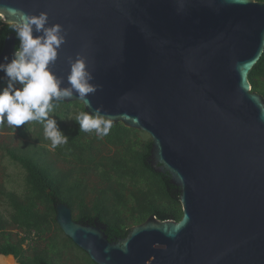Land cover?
I'll use <instances>...</instances> for the list:
<instances>
[{
	"label": "water",
	"instance_id": "water-1",
	"mask_svg": "<svg viewBox=\"0 0 264 264\" xmlns=\"http://www.w3.org/2000/svg\"><path fill=\"white\" fill-rule=\"evenodd\" d=\"M11 9L68 30L51 70L66 85L80 53L97 91L87 106L65 102L147 133L151 167L179 193V220L152 214L117 240L57 201L63 233L97 264H264V97L248 79L264 1L0 0L1 22L16 20ZM16 40L4 38L0 62Z\"/></svg>",
	"mask_w": 264,
	"mask_h": 264
},
{
	"label": "trees",
	"instance_id": "trees-1",
	"mask_svg": "<svg viewBox=\"0 0 264 264\" xmlns=\"http://www.w3.org/2000/svg\"><path fill=\"white\" fill-rule=\"evenodd\" d=\"M11 32L12 23L0 20V50ZM18 44L17 38L16 47ZM248 79L252 90L264 97V51ZM75 110L86 111L79 101L57 102L54 108V119L68 136L66 145L50 152L46 146L51 142L45 139L42 125L31 121L18 126V131L27 137L33 132L30 128H37L33 138L41 143L28 141L4 148L7 157L22 169L23 185L15 189L0 183V254H13L18 264H97L56 222L57 201L66 203L77 221L104 223L110 240L124 237L132 225L152 214L159 219L179 220L182 216L176 186L166 172H157L150 165L152 140L147 133L118 121L100 139L95 132L80 131L73 118L71 125L66 122ZM55 161L67 167L56 168ZM10 226L24 234L14 238L7 230Z\"/></svg>",
	"mask_w": 264,
	"mask_h": 264
},
{
	"label": "clouds",
	"instance_id": "clouds-1",
	"mask_svg": "<svg viewBox=\"0 0 264 264\" xmlns=\"http://www.w3.org/2000/svg\"><path fill=\"white\" fill-rule=\"evenodd\" d=\"M16 17L12 23L19 46L0 62V125L13 126L37 122L43 127L45 139L55 150L68 143V136L53 118L57 102L67 101L75 95L87 106L88 97L97 91L94 77L87 66L86 57L80 53L67 57L69 71L64 78L57 76L51 66L58 58V51L66 43L68 30L59 23H49L48 13L38 15L11 9ZM36 33L35 37L33 33ZM64 85V86H62ZM74 121L79 130L95 132L97 138L107 136L112 128V117L100 109L77 112Z\"/></svg>",
	"mask_w": 264,
	"mask_h": 264
},
{
	"label": "rangeland",
	"instance_id": "rangeland-1",
	"mask_svg": "<svg viewBox=\"0 0 264 264\" xmlns=\"http://www.w3.org/2000/svg\"><path fill=\"white\" fill-rule=\"evenodd\" d=\"M77 113L75 110L74 112L71 113V115L66 119V122L69 123L70 125L72 124V118L74 115ZM50 115H53V118L56 117L55 111L51 113ZM31 122V121H30ZM10 126L8 125H0V183H6L8 186L15 188V189H20L23 185V171L22 169L14 164L5 154V147H17L22 145L23 142L27 143L28 141L33 142L34 145H39L41 142L38 140L36 142V139L33 138L36 137V132L38 131L37 128L32 127L33 132H30L27 137L21 136L18 127L13 126L15 131L13 133V129L9 128ZM45 145V144H44ZM51 144H47V149L52 152L53 150L51 149ZM105 151L108 149L105 148ZM55 167L60 168V169H65L67 166L61 162V161H55ZM13 234V237H20L21 235L24 234L21 230L17 229L14 226H10L8 229ZM33 236V235H32ZM28 241H30L28 239ZM43 243V242H42ZM43 245V244H42ZM58 245H60V242H58ZM61 249H66L63 245H60ZM64 251V250H63ZM65 250L64 252H66ZM7 257V256H6ZM64 257V256H63ZM13 260L16 264L17 261L15 259ZM65 261H62L64 263Z\"/></svg>",
	"mask_w": 264,
	"mask_h": 264
},
{
	"label": "bare ground",
	"instance_id": "bare-ground-1",
	"mask_svg": "<svg viewBox=\"0 0 264 264\" xmlns=\"http://www.w3.org/2000/svg\"><path fill=\"white\" fill-rule=\"evenodd\" d=\"M11 257H6L0 254V264H16Z\"/></svg>",
	"mask_w": 264,
	"mask_h": 264
}]
</instances>
